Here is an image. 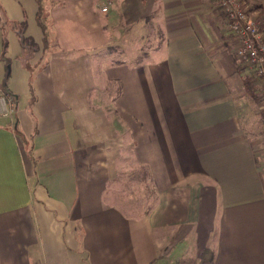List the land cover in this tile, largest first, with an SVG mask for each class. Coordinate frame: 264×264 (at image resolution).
I'll use <instances>...</instances> for the list:
<instances>
[{"label":"crops","instance_id":"1","mask_svg":"<svg viewBox=\"0 0 264 264\" xmlns=\"http://www.w3.org/2000/svg\"><path fill=\"white\" fill-rule=\"evenodd\" d=\"M246 2L264 33V0ZM0 8L15 100L0 113V264H171L205 247L214 264H264V175L216 0ZM14 21L30 57L2 46Z\"/></svg>","mask_w":264,"mask_h":264},{"label":"built area","instance_id":"2","mask_svg":"<svg viewBox=\"0 0 264 264\" xmlns=\"http://www.w3.org/2000/svg\"><path fill=\"white\" fill-rule=\"evenodd\" d=\"M224 9L226 26L234 34L237 55L255 72L260 85L264 87V33L257 20L247 8L246 0H216ZM103 11L106 7L101 8ZM0 100L4 106L0 113H11L15 102L11 93H5L0 86ZM8 105V107H7Z\"/></svg>","mask_w":264,"mask_h":264},{"label":"trees","instance_id":"3","mask_svg":"<svg viewBox=\"0 0 264 264\" xmlns=\"http://www.w3.org/2000/svg\"><path fill=\"white\" fill-rule=\"evenodd\" d=\"M217 2V1H216ZM217 5L222 9L225 18L224 9L217 3ZM37 20L41 27L44 29V21L42 19V8L40 7L37 12ZM0 24L4 26L6 24L5 19L1 14L0 8ZM10 24L15 28L19 35L20 43L23 49L25 50V54L28 53V57L32 55V53L38 48L37 43L33 40L32 37L24 34L26 23L25 21L21 22H13ZM228 29V28H227ZM229 31V29H228ZM230 32V31H229ZM230 34L234 37V34L230 32ZM5 41L3 40V46L5 45ZM233 54L234 61V72L240 79L242 92L243 94L251 99L258 107L257 114L261 120H264V87L260 85L259 79L256 77L255 72L249 67L248 63L244 62L234 51L230 49ZM5 93H11L6 89V83L4 86H1ZM171 264H214V253L210 247H205L200 256L198 257H183L175 260Z\"/></svg>","mask_w":264,"mask_h":264},{"label":"rangeland","instance_id":"4","mask_svg":"<svg viewBox=\"0 0 264 264\" xmlns=\"http://www.w3.org/2000/svg\"><path fill=\"white\" fill-rule=\"evenodd\" d=\"M247 8L249 9L248 4H247ZM249 11H250V9H249ZM253 16L257 20H260L259 17L255 16L254 14H253ZM5 26H6V24L3 27L5 28ZM6 29L4 31L2 30V32H1L3 35L2 46H3V40L7 43L8 39H10L14 43L16 42V44H19L20 39H19V35H18L17 31L13 30V29H10L8 31ZM6 43H5V45H6ZM154 44H155V42H152V43L149 42V44H143L141 46V48L136 51L135 56L139 58L141 55L144 54V52H148L150 49V46H153ZM120 54L121 53H118V50H117L115 55L120 56ZM237 92H238V89L235 88L233 90V93L236 94ZM243 101L244 102H243L242 107H244V112H246V114H245V116H246L245 121L247 123L246 127L249 131L250 137L253 139V141L255 143L257 159H258L259 165L261 167L262 175H264V120H261L259 118V116L257 114L258 107L251 99L245 97V100H243Z\"/></svg>","mask_w":264,"mask_h":264}]
</instances>
